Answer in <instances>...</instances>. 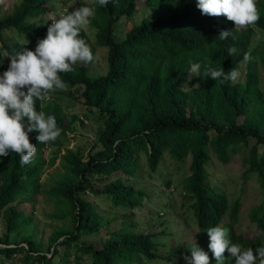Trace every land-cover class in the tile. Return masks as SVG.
I'll use <instances>...</instances> for the list:
<instances>
[{"label":"trees","instance_id":"1","mask_svg":"<svg viewBox=\"0 0 264 264\" xmlns=\"http://www.w3.org/2000/svg\"><path fill=\"white\" fill-rule=\"evenodd\" d=\"M137 1L155 7L157 17L154 22L144 21L123 40H118L117 27L123 17L134 15ZM48 3V0H23L13 14L0 19V61L3 53L11 54L21 48L20 42L11 45L4 40L5 31L15 29L31 42L44 38L45 28L37 23V19L50 10ZM196 4L197 0H118L107 7L93 4L100 19L99 43L109 50V71L105 76L92 79L88 74L90 64H81L73 72L63 74V79L67 89L83 88L84 104L99 109L106 119L100 140L107 156L100 160L104 153L91 155L84 162L69 155L64 160L70 165L73 176H64L54 189L73 206L75 226L72 237L59 247L74 248L76 264L84 256H91L92 264H134L137 255L144 256L148 263L158 259L159 246L151 233H128L121 239L107 240L102 249L77 241L81 232L98 235L105 230L104 217L90 201L81 197L83 193L108 194L124 212L143 207L147 194L127 185L121 178L104 190L95 189L90 179L92 175L133 174L139 166L142 150H145L153 171L164 151H170L173 160L178 162L193 156L191 174L185 182L203 238L209 241L205 230L219 225L228 228L232 242L240 243L245 249L264 244V205L251 211L248 230L239 231L241 201L231 204L226 194L215 190L207 171L211 152L221 163L229 164L237 156L239 146H245L248 149L244 157L245 165L249 166L248 173L256 174L264 184V150L260 151L264 147V91L260 89L252 64L248 67L244 85L231 81L220 83L204 74L206 68L223 69L226 73L239 68L245 53H251L252 60L260 56L264 64V46L251 51L253 27L238 30L223 16L202 15ZM257 5L260 19L255 26L264 32V0ZM223 30L232 31L227 40L218 39ZM81 35L86 39L84 29ZM233 46L238 51L229 56L227 50ZM192 63L201 66L199 74L204 85L196 115L187 114L184 91ZM6 70L1 68L0 75ZM36 109L54 115L62 131L66 129L65 119L50 112L43 101L36 102ZM38 135L36 131L29 134L30 142L37 146L34 162L21 167L19 156L10 153L7 169L0 175V213L5 220L7 236L26 231L33 223V216L25 207L23 209V205L39 191L35 180L41 172V160L36 157L47 144L37 141ZM252 141L255 143L251 145ZM226 216L229 222L224 223ZM2 242L8 244L10 241ZM199 248L208 254L210 264H216L207 246ZM21 251L17 246L0 248V253L7 257ZM184 256H191L190 249L176 250L166 257V261L175 264ZM31 258L32 255H27L25 263ZM36 260L39 264L71 262L61 257L59 249L54 252L53 259L41 255ZM225 264H236L235 258L227 252Z\"/></svg>","mask_w":264,"mask_h":264},{"label":"rangeland","instance_id":"2","mask_svg":"<svg viewBox=\"0 0 264 264\" xmlns=\"http://www.w3.org/2000/svg\"><path fill=\"white\" fill-rule=\"evenodd\" d=\"M22 1L0 0V19L13 14ZM48 2L50 10L37 19V23L45 28V36L50 21L58 12H67L85 4L92 6L95 0H48ZM136 5L134 15L123 17L118 25L115 32L118 40H123L134 27L140 26L144 21L154 22L156 19L157 9L155 7L146 5L144 1H137ZM225 19L234 24L226 17ZM99 24L100 19L95 15L91 23L83 28L87 33L86 41L95 55V61L90 64L88 72L92 79L105 76L109 71L107 60L109 50L99 43ZM250 27L254 28L250 43L251 51L256 47L261 49L264 46V32L255 25ZM4 40L11 45L14 42H20L21 48L27 47L33 51L37 44V41L31 42L21 37L15 29L5 31ZM1 45L0 41V47ZM9 64L10 59L3 53L0 69H8ZM250 64L253 65L257 74L260 89L264 91V64L260 56H257L255 60L243 61L239 65L240 76L234 83L240 85L246 83ZM83 90L81 87L56 90L50 94L49 99L44 101V106L50 112L57 113L65 119L67 127L56 141L48 142L46 148L37 154L36 158L41 160V172L35 180L39 191L33 198H27L26 204L23 205V209L25 207L33 216L32 225L26 231L7 236L5 220L2 212L0 213V248L17 246L22 249L21 252H15L10 257L0 253V264H39L36 257L43 255L53 259L57 249L61 257L70 260V264H76L74 248L66 245L59 247L60 243L72 237L71 232L75 226L73 206L65 198L59 197L54 189L59 186V182L63 181L64 176H73L70 165L64 160L69 155L84 162L88 161L91 155L104 153L99 157L100 160H105L107 156L105 154L107 151L100 140L105 130L106 119L99 109L84 104L81 96ZM184 91L187 95V114L196 115L204 91L199 73L187 79ZM254 143L255 141H252L251 145ZM263 150L264 147H261L260 151ZM145 153V150L140 152L139 166L129 176L113 173L110 176L92 175L90 177L95 189L104 190L121 178L127 185L144 191L148 197L144 200L143 207L124 212L120 205H115L111 201L108 194L97 196L89 191L83 193L81 197L90 201L104 217L105 230L98 235L81 232L77 241L84 246L93 245L94 249H102L107 240H118L128 233H151L155 235V241L159 246L158 259L148 263L144 256L137 255L134 264H168L166 257L176 250L191 249L193 242L200 247H208L209 244L208 239L203 238L198 230L192 211L193 200L185 182L186 177L191 174L193 156L189 155L184 161L178 162L173 160L170 151H164L158 161L156 171H153ZM246 154H248L247 147L239 146L237 156L232 158L229 164H223L211 152L210 162L207 165L211 186L218 192L226 194L231 204L237 200L241 201L238 224L241 227L239 231L242 232L248 230L251 211L264 205V184L259 181L256 174L248 173L249 166L245 165L244 161ZM42 161H44L43 165ZM7 166L8 157H0V175L7 169ZM223 221L224 223L229 222L228 216ZM1 240L10 242L5 244ZM29 254L33 258L25 263V258ZM90 257H82L79 264H92ZM55 262L58 263V260ZM175 264H186V261L179 257Z\"/></svg>","mask_w":264,"mask_h":264},{"label":"clouds","instance_id":"3","mask_svg":"<svg viewBox=\"0 0 264 264\" xmlns=\"http://www.w3.org/2000/svg\"><path fill=\"white\" fill-rule=\"evenodd\" d=\"M95 2L99 7H107L110 2L118 0ZM196 6L202 15L226 17L240 28L254 26L260 19L257 0H197ZM95 15L96 7L87 4L58 12L50 21L46 36L37 40L34 51L22 47L14 53H5L10 64L0 75V157L15 153L21 167L30 165L37 153V146L30 142V133L38 132L36 139L42 144L54 142L61 136L62 129L56 117L37 111L36 102L44 103L52 92L67 89L63 74L73 72L78 64L88 66L94 63L93 50L81 32ZM231 35L232 31L223 30L218 39L227 40ZM237 51L233 46L227 53L232 56ZM251 59V53H245L244 62ZM200 67L198 63H192L189 75L197 76ZM204 74L220 83L236 82L240 76L238 68L227 73L223 69L206 68ZM205 231L209 237L208 248L216 264H225L226 252L235 258L236 264H264V244L255 249H245L240 243L232 242L226 227L216 225ZM190 252V257H183L186 264H210L208 254L195 242Z\"/></svg>","mask_w":264,"mask_h":264}]
</instances>
